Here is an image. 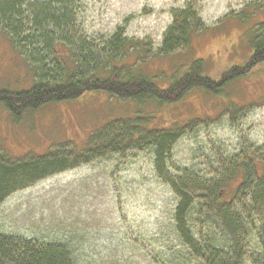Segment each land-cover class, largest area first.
Listing matches in <instances>:
<instances>
[{
    "label": "rangeland",
    "instance_id": "obj_1",
    "mask_svg": "<svg viewBox=\"0 0 264 264\" xmlns=\"http://www.w3.org/2000/svg\"><path fill=\"white\" fill-rule=\"evenodd\" d=\"M254 4L263 10L232 17ZM188 5L210 30H197L188 48L161 56L157 50L171 12ZM74 6L78 30L97 50L130 17L124 36L140 41L141 53L147 50L142 67L158 76L160 87L179 77L195 59L203 61V75L214 81L230 67L244 66L252 54L251 27L264 22V0H77ZM134 57L125 61H134L136 67L140 59ZM33 81L27 62L0 29V89L25 91ZM237 108L241 110L231 120L227 112ZM124 118L144 120L148 130L184 128L167 157L170 176L182 171L215 176L228 156L264 147V61L218 93L194 88L171 105L158 106L152 100L129 103L104 92H85L17 118L0 104V150L19 158L42 155L62 144L83 147L91 132ZM155 167L151 149L132 148L46 177L4 199L0 232L63 243L73 264H200L175 231L178 199ZM247 198L233 201L249 223L243 264H261L257 232L264 217L251 209ZM205 211V205L194 199L187 218L194 238L200 240L196 243L227 252L230 239L216 217Z\"/></svg>",
    "mask_w": 264,
    "mask_h": 264
},
{
    "label": "trees",
    "instance_id": "obj_2",
    "mask_svg": "<svg viewBox=\"0 0 264 264\" xmlns=\"http://www.w3.org/2000/svg\"><path fill=\"white\" fill-rule=\"evenodd\" d=\"M76 1L0 0V29L23 56L34 76L32 85L25 91L0 89V104L12 116L19 118L49 104L75 100L85 92H104L111 98L129 103L143 104L152 100L158 106L171 105L194 88L218 93L264 61V22H259L251 27L254 37L249 38L248 46L252 48V54L244 66L230 67L214 81L203 75V61L195 59L179 77L170 78L166 87H160L155 80L158 76L142 67L146 63L147 50L141 53L137 48L140 41L124 36L130 17H126L97 50L78 30ZM262 10L259 4H254L232 17L242 18L245 14L249 17ZM197 30L205 33L210 29L203 25L191 5L173 10L171 23L163 32L157 53L168 57L178 48H188ZM131 55H135L134 60L140 59L138 66L134 67V61H125ZM240 110L227 112L231 120ZM183 129L148 130L146 121L124 118L91 132L83 147L62 144L49 148L42 155L26 157L24 154L19 158L1 148L0 204L11 193L80 164L132 148L151 149L158 176L178 199L173 221L180 241L200 264H243L245 226L249 223L233 207V201L248 196L251 209L264 217V147L252 146L228 156L224 169L214 173L215 176L192 171L170 176L167 157ZM194 199L200 206L205 205V215H214L219 221L223 233L231 241L227 252H221L212 244L196 243L200 240L194 238L187 218ZM257 233L263 252L261 264H264V218ZM0 264H73V261L63 243L0 232Z\"/></svg>",
    "mask_w": 264,
    "mask_h": 264
}]
</instances>
